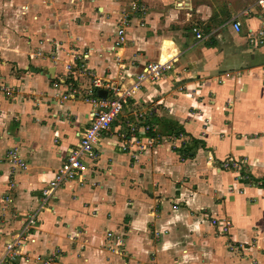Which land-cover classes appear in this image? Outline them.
<instances>
[{
	"label": "crops",
	"instance_id": "0c3cea01",
	"mask_svg": "<svg viewBox=\"0 0 264 264\" xmlns=\"http://www.w3.org/2000/svg\"><path fill=\"white\" fill-rule=\"evenodd\" d=\"M31 1L44 18L45 7ZM73 1L68 11L74 23L53 28V35L69 53L83 56L94 76L127 90L147 64L173 59L171 69L126 99L94 156L82 161L83 176L62 186L50 210L39 213L24 248L29 261L20 257L13 264H38L51 251L58 252L59 264H109L115 256L105 248L108 232L126 237L136 264H248L251 257L264 264V188L235 184L237 173L221 166L240 160L251 176L264 178V43H248L250 30L264 29V8L257 0H142L145 13L130 18L126 43L116 50L117 20L130 0ZM233 19L241 22L239 32ZM193 28L206 37L197 44ZM13 57L16 70L0 63V79L14 87L12 95L0 93V159L16 148L26 169L0 161V205L6 206L0 255L26 214L37 209L42 187L92 111L90 80H66L60 58ZM136 111L161 137L191 136L192 150L181 156L161 143L122 151L116 133ZM210 217L232 223L242 256L227 252ZM153 232L162 235L159 242Z\"/></svg>",
	"mask_w": 264,
	"mask_h": 264
},
{
	"label": "built area",
	"instance_id": "2783aa9c",
	"mask_svg": "<svg viewBox=\"0 0 264 264\" xmlns=\"http://www.w3.org/2000/svg\"><path fill=\"white\" fill-rule=\"evenodd\" d=\"M257 4L261 8H264V0H257ZM128 9L129 13L121 14L122 18L120 19L122 20L117 25L115 41L112 49H121L125 45L126 28L130 23V18L132 16H141L145 13V7L140 0H131ZM230 23L234 31H240L241 22L238 19H233ZM192 31L195 33L196 44L206 38L197 28H193ZM248 43L252 47L258 44H263L264 29L257 32L250 30L248 32ZM172 60L173 59L165 62L158 61L147 64L141 73L135 77L131 84L132 87L127 90L121 88L117 84H113L112 82L94 76L91 70L84 71V60L79 59L76 65H73V60H69L70 63L67 64L68 71L74 70L77 72L79 68L84 75H88L91 78L92 84L86 93V101L92 107L89 123L80 134L78 142L68 149L62 164L54 171L53 177L44 185V187H42L38 198L37 209L26 214L19 230L12 234L11 239L5 243L3 252L0 255V264H13L20 257H24V261L26 262L29 261L30 256L25 253L24 248L28 242L29 235L36 224L39 213L42 210H50V203L56 192L62 186L72 182H78V179L83 176L84 167L82 161L86 157L94 156V149L97 147L100 137L109 133L113 123L123 112L126 99L134 93V90H139L142 83L155 82L164 72L170 70ZM98 90H104L107 94H111L112 97L100 98L96 95ZM68 95L69 94H63L62 99H68ZM133 115L134 120H125L124 130L116 133V139L119 142L121 150L136 153L147 151L155 147L157 141L154 136L153 125L144 119L142 112L136 111ZM179 136H182V134H179ZM0 161L6 162L11 170L26 169V165L16 148L7 150L3 156V160L0 159ZM242 163L243 162L240 160L229 159L223 166L226 169H233L234 171L239 172ZM243 179H247V177L244 176ZM3 199L4 202L10 204L11 200L8 196ZM5 209L6 206L0 205V226L4 223ZM211 224L217 227L220 225L215 219H211ZM227 224L229 223L225 222L221 224L224 230L226 229L225 225ZM107 237L112 238L113 234L108 232ZM37 260L38 264H59V254L57 251H51L48 255L40 257Z\"/></svg>",
	"mask_w": 264,
	"mask_h": 264
},
{
	"label": "rangeland",
	"instance_id": "374dc122",
	"mask_svg": "<svg viewBox=\"0 0 264 264\" xmlns=\"http://www.w3.org/2000/svg\"><path fill=\"white\" fill-rule=\"evenodd\" d=\"M36 5H43L45 7V14L44 18H42V14L38 13L36 9H33V2L31 0H0V63L5 61L8 64L15 65L12 61L13 54L20 55L23 58H27L28 60L31 58L38 59L49 57L50 60L55 58H60L63 64V72L66 80L70 81L72 78H76L82 76L90 80V85L92 84L91 78L88 75H84L83 72L78 68L77 72L74 70L68 71L67 64H69V60H73L74 64L76 65L79 59L85 60V58L77 53H69L68 48L62 47V41L59 38L54 37V29L62 30L65 29L74 23V19H70V17H74L75 13H69L68 7H72V3L76 2L71 0H35ZM142 2V0H140ZM131 0L129 1V3ZM35 4V3H34ZM143 4V3H142ZM145 6V5H144ZM124 10L121 14L129 13V9L124 7ZM146 10V6H145ZM28 11V13L33 14L32 17H28L24 15V13ZM70 14V15H69ZM120 14L119 18H122ZM142 16V15H141ZM38 17V18H37ZM122 19L117 20V25L121 22ZM116 25V26H117ZM54 28V29H53ZM116 32V31H115ZM115 41V37L113 39L112 44ZM45 49L48 50L47 54L45 53ZM119 50V49H117ZM2 57L4 59H2ZM118 57H116L117 59ZM85 67H83L84 71L91 70L86 60L83 63ZM10 67V65H9ZM11 68V67H10ZM13 70H16V65L13 66ZM10 73V71H9ZM70 73V74H69ZM8 75V71L6 73ZM14 87L11 83H8L5 79H0V93L4 94L5 96L12 95L14 92ZM208 120H205L207 124ZM154 136L156 138L157 143L155 147L159 144H167V147L170 151L176 147L178 148L183 145L184 143H191L193 139L192 137H186L185 134L181 131L177 132L176 134L172 135L170 138L161 137L160 134L156 132L154 129ZM182 134V136H179ZM183 142V143H182ZM154 148V147H153ZM151 148V149H153ZM149 149V150H151ZM148 151V150H147ZM181 159V158H180ZM226 161H223L221 166L224 168V164ZM246 162L241 164V170L239 172L234 171L233 169H227L237 173L234 175V183L235 184H242V179L246 175H250L247 171V168L244 166ZM226 169V168H224ZM239 170V169H237ZM193 216L194 213L190 212ZM206 219V218H204ZM211 219L217 220L219 225V230L217 229L216 236L223 237L226 242V250L230 252L231 255L237 254V256H242L240 251L242 250L243 243L238 242L235 239L233 240L231 236V229L232 223L227 219H219L215 217H210L208 219L209 225L211 224ZM207 220V219H206ZM207 221V222H208ZM228 222L229 224L225 225V230L222 228L221 224ZM222 228V229H221ZM166 234V232H165ZM214 235V233H212ZM124 236V235H123ZM162 235L159 232H153V240L159 242L160 237ZM113 239V240H112ZM111 242H109L108 248L109 251L113 253L115 259L112 262H108L109 264H136L137 260L129 253L126 249V237H121L120 235H113ZM113 243L115 245H113ZM112 244V246H111ZM250 246H254L255 242L252 241L249 243ZM176 248V246H175ZM180 251V248H178ZM153 259L154 254H151ZM108 260V258H106ZM248 264H260L257 258H249Z\"/></svg>",
	"mask_w": 264,
	"mask_h": 264
},
{
	"label": "trees",
	"instance_id": "16d2710c",
	"mask_svg": "<svg viewBox=\"0 0 264 264\" xmlns=\"http://www.w3.org/2000/svg\"><path fill=\"white\" fill-rule=\"evenodd\" d=\"M174 134V133H173ZM194 142V141H193ZM195 143V142H194ZM188 143H184L183 145L179 146L176 151L179 153L181 156H186L191 150L192 146L194 145H189ZM247 179H243L242 181L244 183H248L257 187H262L264 188V178H255L251 175H246Z\"/></svg>",
	"mask_w": 264,
	"mask_h": 264
},
{
	"label": "water",
	"instance_id": "95a60500",
	"mask_svg": "<svg viewBox=\"0 0 264 264\" xmlns=\"http://www.w3.org/2000/svg\"><path fill=\"white\" fill-rule=\"evenodd\" d=\"M31 70H33V69L31 68ZM33 71H35V70H33ZM49 72H50V71H49ZM97 95H98L100 98H105L106 95H107V93H106L104 90H98V91H97Z\"/></svg>",
	"mask_w": 264,
	"mask_h": 264
}]
</instances>
